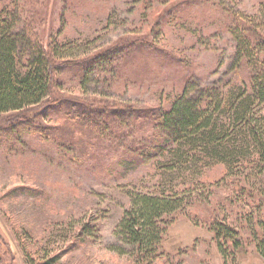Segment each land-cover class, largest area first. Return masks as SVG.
<instances>
[{"label":"rangeland","instance_id":"374dc122","mask_svg":"<svg viewBox=\"0 0 264 264\" xmlns=\"http://www.w3.org/2000/svg\"><path fill=\"white\" fill-rule=\"evenodd\" d=\"M216 1L248 16L264 3ZM8 2L23 5L26 17L41 18L36 25L47 47L56 39L75 54L91 49L89 43L112 53L115 45L128 50L116 53L112 65L113 73L119 70L130 78H112L111 71L98 73L95 68L82 84L70 68L59 75L71 100L65 107L54 99L25 112L0 114V264H138L131 246L116 234L133 192H191L193 197L168 225L162 254L151 264H264L257 244L264 238V173L253 172L249 163L257 153L245 160L244 170L233 173L225 163L206 166L202 158L200 169L196 160L168 169L175 161L169 147L152 159L133 162L120 144L127 130L112 138L104 129L130 119V108L145 114L168 110L189 80L217 87L242 85L246 74L230 69L235 44L226 28L228 16L218 6L183 4L191 6L182 5L180 20L159 22L160 10L170 5H163L165 0H154L150 10L140 0ZM134 35L156 42L168 59H177L175 67H165L167 61L156 50L136 53L124 45ZM84 63L86 69L91 65ZM102 73L105 79L99 78ZM153 133L145 128L138 137L152 138ZM248 174L253 199L239 194L238 181ZM215 219L238 230L242 243L234 254L231 242L226 256L219 248L210 226ZM122 247L127 253L118 252Z\"/></svg>","mask_w":264,"mask_h":264},{"label":"trees","instance_id":"16d2710c","mask_svg":"<svg viewBox=\"0 0 264 264\" xmlns=\"http://www.w3.org/2000/svg\"><path fill=\"white\" fill-rule=\"evenodd\" d=\"M4 1L7 2L0 0V5ZM140 1L146 3L147 10L154 5V0ZM6 2L0 6V114L25 112L54 99L60 100L57 105L65 107L71 100L66 98L62 86L63 78L59 75L70 68L82 84L89 82L92 69L95 68L98 73L111 71L112 78L115 75L120 80L124 77L130 78L128 75H119V70L113 73L115 67L112 65L117 54H125L128 50H118L115 45L110 47L115 49L112 53V50L94 47L93 43H89L93 46L91 49L75 54L71 47L62 48L63 44H59L56 39L47 47L36 25L41 18L26 17L23 5L18 6L17 3L11 6ZM168 3L170 5L159 12V22L169 18L180 20L183 4L218 6L228 16L225 17V24L235 44L230 69L236 73L243 71L247 78L242 85L228 83L225 87L203 85L199 81L189 80L168 110L160 109L156 113L145 114L130 108L127 111L130 119L126 117L119 124H110L104 128L105 131L113 138L121 133L119 131L127 130L121 136L120 144L133 156V162L152 159L156 153L164 152L169 147L175 161L168 169L188 166L195 160V168L200 169L198 164L202 158L206 166L225 163L233 173L237 168L244 170L245 160L257 153L258 158L251 159L249 163L256 169H252L253 172L264 173V3L253 16L240 15L237 10L234 12V7H221L220 4L225 6L223 1L165 0L163 5ZM146 35H134L124 39L129 42L122 44L130 45L136 53L141 48L143 51L156 50L167 61L166 64L162 63L165 67H175L177 59H168L169 55L156 42L148 41ZM86 61L91 64L87 69L84 67ZM105 77L104 73L99 76L100 79ZM71 113L73 112L70 110ZM105 119L107 117L102 121ZM131 119L133 120L130 121ZM145 128L152 130L155 136L138 137ZM66 133L72 138L70 130L66 129ZM249 175L243 176L241 183L238 181L241 184L239 194L253 199V192L247 186L250 183ZM192 198L191 192L186 196L176 193L172 196L146 192L130 194V204L118 224L116 234L131 246L130 253L136 256L138 264H151L162 254L160 245L168 225ZM210 224L224 256L228 254L230 247L227 244L230 242L234 254V250L242 243L238 230L219 219L211 221ZM257 242L260 253L264 254V238ZM117 250L122 254L127 253L123 247ZM36 264L54 263L45 261Z\"/></svg>","mask_w":264,"mask_h":264}]
</instances>
